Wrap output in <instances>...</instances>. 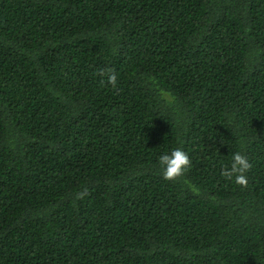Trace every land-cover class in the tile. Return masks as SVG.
<instances>
[{
    "label": "trees",
    "instance_id": "obj_1",
    "mask_svg": "<svg viewBox=\"0 0 264 264\" xmlns=\"http://www.w3.org/2000/svg\"><path fill=\"white\" fill-rule=\"evenodd\" d=\"M0 264H264V0H0Z\"/></svg>",
    "mask_w": 264,
    "mask_h": 264
},
{
    "label": "clouds",
    "instance_id": "obj_2",
    "mask_svg": "<svg viewBox=\"0 0 264 264\" xmlns=\"http://www.w3.org/2000/svg\"><path fill=\"white\" fill-rule=\"evenodd\" d=\"M117 76L115 73L108 74V83L116 84ZM159 166L162 170L163 178L166 180L175 179L190 167L191 161L188 154L181 148H175L164 152L158 158ZM251 163L248 158L236 152L232 155V162L230 167L223 171L224 177L227 179H235V183L239 185L247 184L246 173L250 170Z\"/></svg>",
    "mask_w": 264,
    "mask_h": 264
}]
</instances>
